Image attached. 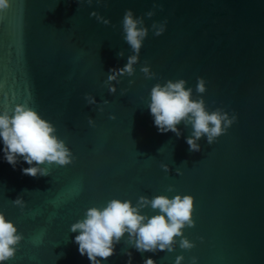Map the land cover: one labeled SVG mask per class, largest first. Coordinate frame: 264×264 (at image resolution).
<instances>
[{"label":"water","instance_id":"water-1","mask_svg":"<svg viewBox=\"0 0 264 264\" xmlns=\"http://www.w3.org/2000/svg\"><path fill=\"white\" fill-rule=\"evenodd\" d=\"M10 3L0 13V113L21 104L32 108L55 127L74 159L67 166L42 165L47 176L25 175L30 165L21 158L13 168L0 140V213L24 236L6 264H91L78 251L79 232L70 231L89 208L177 194L194 197L195 226L185 227L183 237L195 247L181 249L177 237L172 252L141 254L125 243V234L102 264H127L124 251L132 253V264L147 257L175 264L180 255L181 264H192L193 257L196 264H264V0ZM128 9L144 18L148 35L135 74L113 81L117 91L111 94L109 70L134 54L122 25ZM165 21L163 34L154 35L153 23ZM145 63L154 78L141 72ZM198 77L206 81L203 94L195 91ZM179 79L193 89V99L202 96L209 112L219 108L236 116L211 145L201 138L199 152L186 143L190 125H177L179 138L160 133L148 107L155 84ZM86 94L97 103L88 105ZM18 197L23 209L12 203ZM158 212L149 206L141 214Z\"/></svg>","mask_w":264,"mask_h":264},{"label":"clouds","instance_id":"clouds-1","mask_svg":"<svg viewBox=\"0 0 264 264\" xmlns=\"http://www.w3.org/2000/svg\"><path fill=\"white\" fill-rule=\"evenodd\" d=\"M88 3L91 4L92 0H88ZM10 6V0H0V13L5 12ZM154 14L153 11H149L145 15L151 18ZM90 15L105 25L110 23L96 12ZM122 25L124 39L134 54L128 56L127 63L122 68L109 70L110 74L105 84L111 94L117 91L113 81L119 83V77L124 75L131 77L135 74L134 65L139 62V53L148 35L144 18L136 17L131 9L125 11ZM165 25L166 21L160 24L153 23L154 35H162ZM117 55L123 57L124 51L121 50ZM140 70L146 78L155 77L147 63ZM186 83L184 79H179L168 80L163 85L155 84L151 89V102L148 107L154 118V125L160 133L172 132L179 138L182 132L177 125L183 123L186 128L190 125L192 130L186 138V143L190 152H199L201 145L198 141L201 138L206 137L207 144L211 145L235 122L236 116L229 117L227 112L219 108L209 112L202 96L199 99L192 98L193 89L186 88ZM195 91L199 94L206 92V81L203 78H197ZM124 92L126 90H122V95ZM85 99L88 105L97 103L90 94H86ZM99 110L103 111L102 108ZM111 119H115V116ZM88 122L94 126L91 117L88 118ZM55 132V127L49 121L23 104L17 105L13 113L7 111L0 113V140L3 143L4 159L15 168L22 158L30 165L22 169L25 175L47 176L50 172L42 165L55 163L67 166L73 163L71 150ZM161 167L164 171H169V165L163 164ZM176 172L178 175L182 174L179 168ZM173 190V187L169 186L168 191ZM12 203L21 209L25 207L22 197H18ZM149 206L153 210H159L158 214L151 217L141 214L142 209ZM193 213L194 197L191 195L177 194L171 199L166 195H158L151 199L140 196L135 206L130 200L112 199L103 208H89L82 220L71 225L70 231L79 232V235L75 236L79 253L87 255L91 264H102L103 260L116 254V245L125 238V234H127L125 243L141 254L172 252L177 237H181L179 242L181 249H192L195 245L183 237V229L195 226ZM23 240L24 236L18 232L15 224L0 213V264H6L15 257L17 248ZM124 254L129 257L127 264H132V253L124 251ZM183 260L182 255L177 256L175 264H181ZM196 260L197 258L193 257L192 264H196ZM142 264H156V261L147 257L143 259Z\"/></svg>","mask_w":264,"mask_h":264}]
</instances>
